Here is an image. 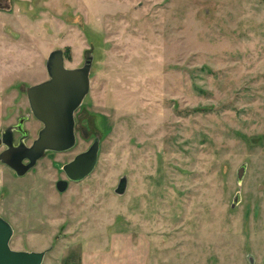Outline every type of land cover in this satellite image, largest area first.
Returning a JSON list of instances; mask_svg holds the SVG:
<instances>
[{"label":"rangeland","instance_id":"obj_1","mask_svg":"<svg viewBox=\"0 0 264 264\" xmlns=\"http://www.w3.org/2000/svg\"><path fill=\"white\" fill-rule=\"evenodd\" d=\"M0 11L4 128L28 87L93 55L76 146L20 177L0 162L14 250L43 264H264V0H11ZM7 86V88H8ZM42 125L30 117L37 136ZM99 136L92 174L63 166ZM247 164L242 184L238 169ZM127 177L123 195L116 193ZM240 203L232 207L236 194Z\"/></svg>","mask_w":264,"mask_h":264},{"label":"water","instance_id":"obj_2","mask_svg":"<svg viewBox=\"0 0 264 264\" xmlns=\"http://www.w3.org/2000/svg\"><path fill=\"white\" fill-rule=\"evenodd\" d=\"M7 10H11L8 7ZM94 57L89 56L85 64L79 68H67L64 51L54 50L47 61L49 80L31 86L28 89L31 114L43 124L38 137L31 146L26 144L28 130L23 128L29 116L21 118L19 124L10 127L0 136V162L22 177L32 170L48 152H66L77 144L75 132V114L83 104L91 87V71ZM22 134L20 143L15 144L14 131ZM100 137L96 136L91 147L78 154L71 162L63 166L67 180H60L57 188L66 191L69 181L80 182L95 170L100 152ZM26 161H28L26 163ZM247 170L243 164L237 172V180L241 185ZM128 186L127 177L120 180L116 193L123 195ZM241 193L234 198L232 207L240 203ZM14 236L13 226L0 216V264H43L47 252L14 250L11 241Z\"/></svg>","mask_w":264,"mask_h":264},{"label":"flooded vegetation","instance_id":"obj_3","mask_svg":"<svg viewBox=\"0 0 264 264\" xmlns=\"http://www.w3.org/2000/svg\"><path fill=\"white\" fill-rule=\"evenodd\" d=\"M8 7H12V6H11V0H0V11H11V10H7ZM56 50H57V49H56ZM52 52H53V51H52ZM52 52H51V53H52ZM51 53H50V54H51ZM68 54H69V53H67L66 51H64L65 62H66V59L68 58ZM49 56H50V55H49ZM48 59H49V57H48ZM48 59H47V61H48ZM47 61H46V71H47V74H48ZM85 62H86V60H85ZM85 62H84V64H85ZM84 64H83V65H84ZM80 67H82V66H80ZM67 68H68V67H67ZM74 68H79V67H74ZM74 68H71V69H74ZM26 69H27V67H26V68H0V70L3 71V72H4V71H7V72H8V73H7L8 75H22V74H19V73H24V72L26 71ZM48 76H49V74H48ZM90 77H91V75H90ZM49 78H50V77H49ZM49 78L46 79V80H44V81H42V82H45V81L49 80ZM42 82L36 83V84H34V85L40 84V83H42ZM34 85H32V86H34ZM7 86H8V85H7ZM7 86L5 85V88H4V89H7V90H8L9 88H12V85H11V87L8 86V88H7ZM30 87H31V86H30ZM30 87H28V89H29ZM28 89H27V92H26V93H27V98H28V102H29ZM5 97H6V96H5ZM29 106H30V102H29ZM30 110H31V109H30ZM26 116H29V118L25 121V123H24V125H23V128L26 129V130H28V129L26 128V123L28 122V120L30 119V117L33 116V115L31 114V111H30V113L27 114V115H21L20 117H18V119H17L16 122H14V123L8 125L6 128H4V129L2 130L0 136H1V135L3 134V132H4L5 130H7L8 128H10V127H14V126H17V125L19 124L21 118L26 117ZM33 118H34L35 120H37L34 116H33ZM75 119H76V114H75ZM37 121H38V120H37ZM38 122L41 123L40 121H38ZM41 125H42V127H43V124H42V123H41ZM42 127H41V129H42ZM41 129H39V130L37 131V136H36V138L38 137L39 132H40ZM75 132H76V136H77L78 133H81V135H83L84 138H88V137H90V134H89V132L87 131V129L84 128V127H82V126H80V125H78L77 120H76ZM28 133H29V137H28V139L26 140V144H27L28 146H31L32 143H33L34 141H33L31 144H28V143H27V141L29 140L30 135H31V133H30L29 130H28ZM14 137H15V144L18 145V144L20 143V139L22 138V134H21L19 131L15 130V131H14ZM95 138H96V136H95ZM94 140H95V139H94ZM5 149H6V147H5V146H2V147L0 148V153H1L2 151H4ZM27 162H28V161H26V163H27ZM64 173H65V172H64ZM60 180H63V179H60ZM60 180H59V181H60Z\"/></svg>","mask_w":264,"mask_h":264},{"label":"crops","instance_id":"obj_4","mask_svg":"<svg viewBox=\"0 0 264 264\" xmlns=\"http://www.w3.org/2000/svg\"><path fill=\"white\" fill-rule=\"evenodd\" d=\"M0 68H3V67H0ZM4 68H8V67H4ZM3 73L7 74L8 72L4 71ZM3 90H4V88H2L0 92H2ZM5 103H6L5 102V96H2V94H1L0 95V134H1L2 130L4 129V123H6L5 120H9V117H8V119L7 118L5 119L6 114L4 115ZM3 174H4V169H2L0 167V195H1V193L3 191V187H4V176H3Z\"/></svg>","mask_w":264,"mask_h":264},{"label":"trees","instance_id":"obj_5","mask_svg":"<svg viewBox=\"0 0 264 264\" xmlns=\"http://www.w3.org/2000/svg\"><path fill=\"white\" fill-rule=\"evenodd\" d=\"M70 56H68V58H69Z\"/></svg>","mask_w":264,"mask_h":264}]
</instances>
